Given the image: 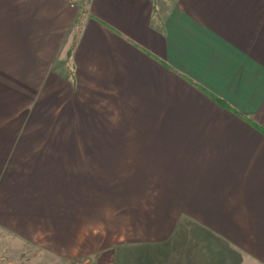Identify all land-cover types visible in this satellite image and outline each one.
<instances>
[{
	"label": "crops",
	"instance_id": "crops-1",
	"mask_svg": "<svg viewBox=\"0 0 264 264\" xmlns=\"http://www.w3.org/2000/svg\"><path fill=\"white\" fill-rule=\"evenodd\" d=\"M106 162L116 238L89 241ZM0 226L52 259L264 264V0H0Z\"/></svg>",
	"mask_w": 264,
	"mask_h": 264
},
{
	"label": "rangeland",
	"instance_id": "rangeland-1",
	"mask_svg": "<svg viewBox=\"0 0 264 264\" xmlns=\"http://www.w3.org/2000/svg\"><path fill=\"white\" fill-rule=\"evenodd\" d=\"M74 2L80 4L87 0H73ZM44 129V124H42ZM111 137L108 135L103 136L102 138ZM116 138V134L114 135ZM112 138V137H111ZM35 148H33L34 150ZM116 151V148H107L106 152H110L109 155H112ZM108 153H106L107 155ZM116 158V157H115ZM105 171V201H104V226H102L101 220L98 222L91 221L89 222L88 227V237L90 241L91 236L97 238H102L104 241L116 238V162H106L104 164ZM99 208V215H100ZM111 219L115 221L112 222ZM95 222V225L94 223ZM39 231L33 234H22L16 233L7 228L0 226V264H56V261L65 263V260L71 261V264H86L90 263L92 259L90 255L85 257H73L71 259H52L49 257V243H37L36 240L40 236ZM42 239L44 238L41 237ZM48 245V246H47ZM64 246V245H63ZM250 261V260H249ZM254 262V263H253ZM248 264H258L257 261L253 260L252 263Z\"/></svg>",
	"mask_w": 264,
	"mask_h": 264
}]
</instances>
